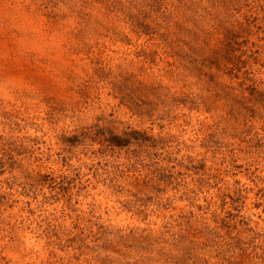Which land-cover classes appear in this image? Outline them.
<instances>
[{
  "label": "rangeland",
  "instance_id": "obj_1",
  "mask_svg": "<svg viewBox=\"0 0 264 264\" xmlns=\"http://www.w3.org/2000/svg\"><path fill=\"white\" fill-rule=\"evenodd\" d=\"M0 264H264V0H0Z\"/></svg>",
  "mask_w": 264,
  "mask_h": 264
}]
</instances>
